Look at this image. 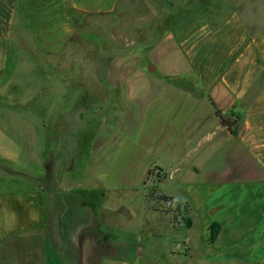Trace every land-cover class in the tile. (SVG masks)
Returning <instances> with one entry per match:
<instances>
[{"label": "rangeland", "instance_id": "rangeland-1", "mask_svg": "<svg viewBox=\"0 0 264 264\" xmlns=\"http://www.w3.org/2000/svg\"><path fill=\"white\" fill-rule=\"evenodd\" d=\"M239 21L235 37L263 30L264 0H120L114 11L80 21L73 44L65 50V57L56 56V71L52 70L57 77L65 69L62 73L66 72L68 85L62 89V84L51 83L52 90L45 89V98L52 100L55 112L65 106H83L82 117L68 138V154L62 149L41 153L49 136L50 111L44 116L31 102L25 107L0 109V135L7 146L10 141L16 146L8 147L14 153L10 156L13 161L0 162V192L18 190L28 206L36 202L45 214L55 215L54 221H45L40 227L28 226L0 238V261H5L0 264H47L49 259L51 264H65L66 237L58 219L64 210L81 219L88 235L87 249L94 251L91 263L95 264L98 255H118L131 259V264H176L175 256L176 261L182 260L189 230L179 214L184 215L182 210L189 206L178 202L193 197L194 188L204 183L203 177L211 184L219 180L211 178L213 173L191 170L195 163L188 144L191 135H184L199 112L209 111V104L201 101L200 108L193 106L192 101L199 97L197 90L188 89L192 82L188 74L161 76L171 86L168 88H157L156 80H160L161 69H175L178 61L193 68L200 60L212 74L218 72L222 64L208 55L214 46L222 52L231 38L226 34L231 23ZM104 51L118 55L117 59L101 60ZM103 67L130 68L118 75L119 86L126 91L104 92L109 97L104 98V104L121 100L125 105L121 116L127 124V133L119 132V140L105 147L101 126L112 122L111 108H91V102L84 100L88 95L94 97L86 83L94 85L111 78L98 75ZM79 70L93 75H78ZM28 77L20 68L11 78L16 88L12 89L13 83L8 88L15 91L20 87L15 93L31 98L33 85H24ZM31 150L40 153L39 159ZM131 151L141 162L149 161L163 171L151 168L144 184L134 185ZM197 162L199 166L208 164L203 157ZM252 191L249 187V214L254 209ZM162 194L175 200L165 202L159 199ZM192 219L197 221L196 213Z\"/></svg>", "mask_w": 264, "mask_h": 264}, {"label": "crops", "instance_id": "crops-1", "mask_svg": "<svg viewBox=\"0 0 264 264\" xmlns=\"http://www.w3.org/2000/svg\"><path fill=\"white\" fill-rule=\"evenodd\" d=\"M119 2L120 0H0V109L7 110L21 105L25 107L31 102L32 107L42 115L49 114L47 111L51 112V119L47 120L49 129L46 135L49 136L45 138L46 144L43 143L41 153L45 150L50 152L62 149L66 156L68 138L76 120L83 114L82 105L74 108L65 106L62 110L57 108L59 111L55 112L52 110V100L45 98V89L52 90L51 83L62 84V89L68 85L66 72L62 73L65 69L60 70L57 77L53 75L52 70L56 71V56L65 57V50L73 44L74 31L81 20L89 15L110 13L117 8ZM236 24L240 26V21L231 23V29L226 33L231 38L220 49L222 54L214 46L208 55V59L222 64L218 72L212 74L200 60L193 68L178 61L175 69H161L160 80H156L157 88L158 85L168 88L170 85L161 76H175V73L192 76L188 89L197 90L196 97H199L192 101L193 106L198 104L200 108L201 101H204L209 104V111L199 112L193 119L192 126H187L184 130V135H191L188 144L195 158L191 170L194 173H213L211 178L219 179L217 184H211L203 177L204 183L194 186L195 195L178 202L189 206L187 210H182L186 218L179 214L189 232L182 260L178 262L174 257L176 264H185V261L200 264H264V29L250 36L244 32L235 37ZM113 54L104 51L100 58L103 61L117 59L118 55ZM198 58L203 59L201 56ZM20 68L29 76L27 83L24 79V85H33L31 98L19 95L20 87L15 89L18 90L16 93L12 90L16 88V83L11 78L19 73ZM123 70L130 71V68L103 67L97 72L98 75L111 78H105L102 83L94 85L85 84L86 90L94 93V97L88 95V99H84L85 103L89 100L90 107L95 109L109 105L114 115L111 123H103L101 126L103 147L118 141L121 137L119 132L127 133V124L123 123L125 119L121 116L126 110L125 105L121 100L113 103L105 101L104 104V98H109L104 96L105 91H126V87L119 86L118 80V75ZM88 72L90 71L79 70L77 74L93 75ZM36 75L43 79H36ZM10 84L11 90L8 88ZM220 116L230 118L235 133L221 124ZM4 140L0 135V162L13 161L10 156L14 153L8 147L16 146L12 141L7 146V141ZM31 151L39 159L40 153L38 155L35 150ZM130 154L131 173H139L135 178L131 174V183L134 185L144 184L151 168L163 171L149 161L141 162L132 155V151ZM200 157L205 158L208 164L199 166L197 160ZM63 182L65 184V179ZM249 187L253 189L251 195L254 204L250 214L247 207ZM15 191L0 192V238L23 231L28 226L37 228L44 225L45 221L55 220L54 213L45 214L36 202L28 206L26 198L20 196L18 190ZM172 200L175 199L171 197ZM194 213L196 222L192 219ZM58 219L62 220L63 234L66 237L65 264H94L91 263L94 251L87 249L88 235L83 230L85 228H82L84 225L81 219L65 210L58 215ZM185 219H189L190 223L187 224ZM213 221L219 223V231L215 240L210 242L209 226ZM170 226L172 227L171 223ZM193 226L196 231H191ZM177 227H181L178 222ZM192 237L197 239L193 240ZM120 257L98 255L95 264H131V259Z\"/></svg>", "mask_w": 264, "mask_h": 264}, {"label": "trees", "instance_id": "trees-1", "mask_svg": "<svg viewBox=\"0 0 264 264\" xmlns=\"http://www.w3.org/2000/svg\"><path fill=\"white\" fill-rule=\"evenodd\" d=\"M220 121L221 124H223L224 126H226V128L232 132L235 133V130L232 129L233 126V122L230 120V118H224L222 116H220ZM159 199L165 201V202H171V197L165 196V195H160ZM186 223L189 224L190 221L189 219H185ZM210 236H209V241L212 242L215 240V238L217 237L218 231H219V223L216 221H213L210 226ZM47 264H51L50 263V259L47 262Z\"/></svg>", "mask_w": 264, "mask_h": 264}, {"label": "water", "instance_id": "water-1", "mask_svg": "<svg viewBox=\"0 0 264 264\" xmlns=\"http://www.w3.org/2000/svg\"><path fill=\"white\" fill-rule=\"evenodd\" d=\"M148 69H149V70H152L153 68H152V66L150 65V66L148 67Z\"/></svg>", "mask_w": 264, "mask_h": 264}]
</instances>
